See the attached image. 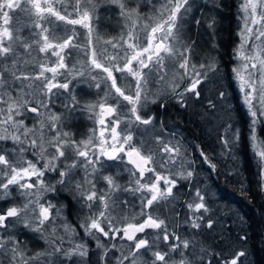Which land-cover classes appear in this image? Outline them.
I'll list each match as a JSON object with an SVG mask.
<instances>
[{
	"label": "snow or ice",
	"instance_id": "obj_1",
	"mask_svg": "<svg viewBox=\"0 0 264 264\" xmlns=\"http://www.w3.org/2000/svg\"><path fill=\"white\" fill-rule=\"evenodd\" d=\"M193 3L0 0V201L19 199L0 210V264H86L88 240L98 264H244L245 250L227 245L217 252L197 239L217 224L206 191L195 188L182 219L175 211L174 189L188 181L191 190L195 161L176 132L150 135L156 117L145 109H166L171 101L181 109L200 105L203 118L215 117L217 103L204 86L230 79L247 126L234 124L225 105L222 155L236 159L246 141L264 192V0H238V43L227 72L212 52L194 60L195 41L184 35ZM110 8L121 22L117 36L99 31L101 10ZM206 23L214 36L215 19ZM212 48L218 53L214 40ZM74 81L94 89L96 99L82 103ZM217 96L223 101L226 92ZM58 100L63 112L53 110ZM77 112L93 123L80 139L66 130ZM199 155L216 170L202 149ZM240 189L247 190L244 182ZM73 200L77 226L65 214ZM29 233L47 247L30 253Z\"/></svg>",
	"mask_w": 264,
	"mask_h": 264
},
{
	"label": "trees",
	"instance_id": "obj_2",
	"mask_svg": "<svg viewBox=\"0 0 264 264\" xmlns=\"http://www.w3.org/2000/svg\"><path fill=\"white\" fill-rule=\"evenodd\" d=\"M219 9H217L216 17L218 18V29L216 30L215 38L209 37V29L205 27V32H199V28H204V17L199 16L204 10L205 2L200 0L193 12V23L191 24L196 30L192 33L190 40L195 41V54L197 50L203 52L201 45H196L201 37L208 36L205 47V56L212 52L213 55H218L219 63L222 65V70L227 72L231 67V53L237 41L238 19L237 5L238 0H217ZM147 4L142 2L141 9H145ZM102 23V32L104 36L107 34L115 35L113 28L109 24L114 21H119L115 9L101 10L100 13ZM209 17V16H208ZM201 20L199 25L195 24V20ZM205 26L207 17L205 18ZM213 40L219 45L218 53L213 51ZM196 58V57H195ZM203 59V58H202ZM201 59V60H202ZM196 62H200L194 59ZM219 89H223L226 95L229 96L227 102L231 101L233 105L232 122L239 126H247V116L245 110L240 103V94L235 85L230 79H225L217 83ZM81 84H77L76 87ZM85 86V85H84ZM93 90V89H92ZM217 90V92H218ZM77 89L74 91L76 92ZM95 95V94H94ZM92 95V97L94 96ZM89 96V92L85 91V97ZM218 98V97H217ZM83 102L84 98H78ZM95 98L93 97V100ZM221 107V117H217L219 112H216L215 117L203 118L200 114L204 109L201 106L194 108L181 109L173 102H167V108L162 109L158 104H150L145 111L146 115H154L155 132L170 138V133L176 132L177 138L181 140L186 149V154L189 160L195 161L192 167L195 169V175L190 183V189L185 185H189L188 181H180L178 189H174L176 194L175 211L180 213L182 219L187 212L184 207V202L192 198L195 188L199 187L202 191H206L209 200V206L213 209V218L217 221L212 232L202 231L197 239L201 242L204 240L208 243L210 249L219 252L227 245H232L234 251L245 250L248 255L243 258L244 264H264V192L260 191L255 176V164L251 153L248 150L247 142L242 141L238 148L235 149L236 159H232L228 155H222V145L219 138L223 135V125L229 122V112L225 107L224 100ZM230 105V107H232ZM197 111V113H196ZM202 111V112H201ZM237 112V114L235 113ZM204 123H208L210 132L204 133L202 125L198 122L199 117ZM218 118V119H217ZM219 122H221L219 124ZM264 135V133H262ZM198 146V147H197ZM203 150L205 155L209 157L211 162L216 165V170L212 171L207 163L199 155V151ZM229 173H232L229 175ZM127 179L126 174L121 177V183ZM246 184L247 190L242 192L240 183ZM99 186V185H98ZM130 199V197H129ZM2 203V201H0ZM0 210H2L0 208ZM221 221V222H219ZM220 224L222 229L216 232V227ZM78 225V224H75ZM185 228H180L181 235L186 234ZM247 236V241L242 242L240 237ZM223 241V243L221 242ZM31 244L33 240H30ZM29 252L38 251L33 249V246L27 245ZM88 258H98V252L94 246L89 245ZM87 258V259H88Z\"/></svg>",
	"mask_w": 264,
	"mask_h": 264
},
{
	"label": "rangeland",
	"instance_id": "obj_3",
	"mask_svg": "<svg viewBox=\"0 0 264 264\" xmlns=\"http://www.w3.org/2000/svg\"><path fill=\"white\" fill-rule=\"evenodd\" d=\"M199 2H200V0H194V3H193V9H192V12L190 13V15L189 16H187L186 18H185V23H184V35H185V38L186 39H188V38H190L191 37V35H192V33L196 30L195 28H193V26L191 25L192 23H193V12H195V10H196V7H198L197 5L199 4ZM218 2V1H217ZM217 9H219V7H216V8H212L210 5H208V6H206L205 8H204V10L200 13V15L199 16H202L203 15V17H204V28H201V27H198L199 28V32H200V34H201V32H205V27H207V23H206V26H205V18L207 17V21L209 20V19H212V18H214L215 19V34H216V30L219 28L218 27V18L216 17V12H217ZM141 11L142 12H144V13H148L149 11H150V8H149V6L147 5L146 7H145V9H141ZM209 16V17H208ZM101 18V17H100ZM102 23L101 22H98V27H99V31L101 32V34L103 35V33L104 32H102V25H101ZM238 24H239V22H238ZM112 25V26H111ZM110 26L113 28V32H116V33H118V32H120V29H121V22H120V20L119 21H114L113 22V24H110ZM208 28V27H207ZM209 29V28H208ZM81 31H83L82 29H81ZM238 31V30H237ZM119 34V33H118ZM117 34V35H118ZM208 34H209V37H211V38H215V35L213 36V33H212V30H210L209 29V32H208ZM117 35H111V34H107V36H117ZM202 35V34H201ZM201 35H200V37L199 38H201V40H198V42L196 43V45H201V49L203 50V52H201L200 50L198 51L197 50V53L195 54V56H194V59H197L198 61H200L202 58H204L205 57V47H206V41H207V38H208V36H206V35H204V36H202L201 37ZM238 43V38H237V41H236V44ZM205 52V53H204ZM73 55H75L74 53H73ZM196 57V58H195ZM69 62H71V61H69ZM196 62V61H195ZM197 63H199V62H197ZM77 84H81L80 86H78L76 89H77V91L75 92V95L77 96V98H84L85 97V92H84V84L83 83H77V82H73V87L75 86H77ZM219 89V85L217 84V83H213L212 81H209L205 86H204V96L206 97V98H208V97H210V98H212V99H214L215 101H216V103H217V110H216V112H219L218 113V116L217 117H221V115H222V113H221V110H222V106H223V103L221 102L220 103V100L217 98L218 96H217V90ZM238 91V90H237ZM228 95V94H227ZM226 95V99L224 100L225 102H227V100H228V98H229V96H227ZM95 99H96V94L93 96ZM231 101L229 102H227V103H225L226 105H228V106H230L231 105ZM197 106H200V105H197ZM232 107H230L231 109L233 108V105H231ZM201 109H204V108H202L201 107ZM54 110V109H53ZM54 111H57V112H63L64 111V109L61 107V108H57V109H55ZM202 112V111H201ZM234 111H233V109H232V113H233ZM196 113H197V111H196ZM236 114H237V112H235ZM197 114H199V115H201L200 114V111H198V113ZM85 115H87L86 113H85ZM81 116H83V113H80V112H77V113H73L72 114V117L70 118V120L66 123V130H69V131H71V125H72V122L74 121V123H76L78 120H82L81 119ZM218 119V118H217ZM205 121V120H204ZM204 121H203V119L201 118V116L199 117V119H198V122L202 125V127H203V130H204V133L206 134V133H208V132H210L209 130H208V128H210L209 127V124L208 123H210V122H208V123H204ZM221 122H219V124H218V126L219 125H221L220 124ZM210 124H212V123H210ZM237 125V124H236ZM150 135H152V133H150ZM13 196L15 197V192L13 193ZM16 201V199L15 200H10V202H15ZM3 203V202H2ZM27 242V245H31L30 243V241H26ZM33 245H35V244H33ZM33 249H36L35 247H33ZM74 259H78V258H74Z\"/></svg>",
	"mask_w": 264,
	"mask_h": 264
},
{
	"label": "flooded vegetation",
	"instance_id": "obj_4",
	"mask_svg": "<svg viewBox=\"0 0 264 264\" xmlns=\"http://www.w3.org/2000/svg\"><path fill=\"white\" fill-rule=\"evenodd\" d=\"M100 20H101V18H100ZM100 20H99V22H100ZM118 33H115V35H117ZM88 92H89V96L84 97L83 102L93 100L92 95L95 94V90L89 89ZM57 108H61V101H59V100L56 102V105L53 109L55 110ZM81 119L82 120H78L76 123H74V121H73L72 125H71V132L75 134L76 139H80L82 137H85L88 134L89 129L93 127L92 121L88 119V117H87V115H85V113H83V116H81ZM16 196H17V194L15 193V197ZM15 202L18 203L19 199L16 198ZM64 202L66 203L67 201H64ZM11 203H13V202H10V201L3 202V203L0 202V208L2 210L6 209V207H8ZM72 204H73V207L71 209H66L65 214L67 216L68 222L74 226H77L75 224H79V217L76 214V209L79 207V205H77L74 200H73ZM77 230L80 231L81 237H83L82 230H80L79 228H77ZM29 235H31L29 238H32V240H33L32 244L31 243L30 244L33 247H35L38 251L43 250L44 248L47 247L46 244L44 243V241L41 240L38 236H36L35 234H31V233H29ZM84 239H87V238H84ZM87 242H88V245H92L95 247V244L93 241L88 240ZM33 244H35V245H33ZM86 264H98V258H95V259L94 258H88L86 260Z\"/></svg>",
	"mask_w": 264,
	"mask_h": 264
},
{
	"label": "bare ground",
	"instance_id": "obj_5",
	"mask_svg": "<svg viewBox=\"0 0 264 264\" xmlns=\"http://www.w3.org/2000/svg\"><path fill=\"white\" fill-rule=\"evenodd\" d=\"M109 26H110V24H109ZM112 26V25H111ZM110 26V27H111ZM219 222H221V221H219ZM222 229V227H220V224L216 227V232H218V231H220ZM31 235H29L28 234V236H27V238H26V241H30V240H32V238H29ZM201 243L204 245V246H209V244L208 243H205L204 242V240H201Z\"/></svg>",
	"mask_w": 264,
	"mask_h": 264
}]
</instances>
